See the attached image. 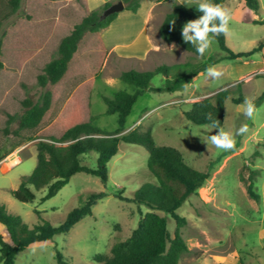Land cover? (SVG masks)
I'll list each match as a JSON object with an SVG mask.
<instances>
[{"label":"rangeland","instance_id":"rangeland-1","mask_svg":"<svg viewBox=\"0 0 264 264\" xmlns=\"http://www.w3.org/2000/svg\"><path fill=\"white\" fill-rule=\"evenodd\" d=\"M259 1L258 13L240 0L226 3V8L233 13L226 33L227 44L234 53L252 51L264 40V24H254V20H264V0ZM86 14L83 0H22L20 9L3 23L0 31L4 64L0 73V161L13 151L22 150L19 165L13 168L0 165V204L31 228L41 221L58 227L89 195L106 194L93 207V214L78 222L68 234L30 246L17 256L15 264H58L57 251L68 264H97L94 261L97 254L110 256L112 247L128 239L141 218L151 212L146 206L131 201L143 184L156 183L147 166L149 154L141 146L125 143L120 144L118 154L108 164L106 184L98 177L77 173L48 201L42 202L46 188L33 189L36 199L31 203H21L12 197L11 191L18 189L22 178L30 175L37 165V135L64 112L74 95L81 100L86 120L96 116L95 124L101 130L114 132L118 129V117L106 115L102 97L112 98L119 91L134 92L120 80L122 72L151 71L162 64L199 63L210 57H224L216 38L205 53V60L175 43L162 44L161 51L141 62L108 52L95 83L91 82L94 74L85 60L87 57H81L72 65L69 77L56 88L48 120L37 130L22 131L19 137L5 134L8 116L21 115L26 98L34 101L41 98L46 89L38 85V76L56 56L62 38ZM185 23L176 25L181 37ZM212 66L224 74L213 79L205 71L184 90L173 94L157 91L164 86L165 78L156 75L151 82L154 90L138 98L124 133L136 128L150 130L157 145L180 150L188 165L209 174L197 194L190 196L177 211L186 220L180 231L188 246L179 264H264V101L256 107L251 119L244 115V102L239 105L231 99L225 102V124L221 130L232 134L236 141L235 148L228 151L206 143L207 136L218 134V129L196 126L185 116L195 102L225 87L234 92L235 98L240 87L244 101L249 99L255 104L264 94V79L260 77L264 74V49L248 58L223 60ZM243 125H247L248 131L236 135ZM15 128L12 125L10 130ZM84 163L95 168L97 154L87 155ZM252 171L258 172L254 192L260 196L259 202L247 193L246 180ZM156 212L167 218L173 238L177 228L175 220ZM3 236L10 242L7 233Z\"/></svg>","mask_w":264,"mask_h":264},{"label":"trees","instance_id":"trees-1","mask_svg":"<svg viewBox=\"0 0 264 264\" xmlns=\"http://www.w3.org/2000/svg\"><path fill=\"white\" fill-rule=\"evenodd\" d=\"M118 1L124 3L125 10L137 13L143 0H117L93 11H88L86 8L87 14L62 38L56 56L45 65L38 76V85L45 88V92L37 101L26 98L22 102L21 115L8 116L5 134L19 137L22 131L37 130L48 120L54 104L56 88L69 77L72 65L81 57H87L84 58L90 72L94 74L91 82H96L109 52L102 31L114 22L119 13L112 14L106 19H101V16L107 8ZM241 1L253 12L260 11L259 0ZM212 2L226 8L227 0H212ZM21 3L22 0H0V31L3 23L20 9ZM197 4L183 5L174 2L171 12L160 26L159 34L165 43H175L185 51L205 60V56H198L192 45L185 43L176 31L179 22H188L203 15L202 12L197 11ZM254 24L263 25L264 20H254ZM215 38L224 53L223 58L210 57L207 61L199 63L162 64L151 71L131 69L122 72L120 80L130 86L134 92L119 91L112 98L102 97L107 107L106 115L118 117V129L114 132L101 130L95 124L96 116L86 120L81 100L74 95L64 112L37 135L39 140L36 145L37 165L30 175L22 178L18 189L11 191L12 197L21 203H31L36 199L33 189L46 188L47 192L42 202L48 201L55 197L77 173L98 177L106 184L109 180L108 164L118 154L120 144L141 146L149 154L147 166L156 183L143 184L134 193L131 201L146 206L151 212L141 218L138 227L128 239L112 247L110 256L97 254L94 261L97 264H179L182 256L188 252V246L180 231L186 220L178 215L177 211L190 196L197 194L208 180L209 174L188 165L180 150L171 146L157 145L150 130L142 131L136 128L127 133L124 131L138 98L146 91L154 90L151 88V82L156 75L165 78L164 86L157 91L173 94L184 90L192 79L204 73L212 65L223 60L248 58L264 49L263 40L252 51L234 53L227 44L226 33H221ZM2 57L3 41L0 37V73L4 69ZM260 77L264 79V74ZM233 95L234 92L225 87L212 96L195 102L185 116L196 126L209 125L211 121L218 120L221 129L225 124V102L230 99L237 105L244 102L240 87L238 97L235 98ZM263 101L264 94L256 100L255 106H260ZM12 125H16L13 131L10 130ZM92 153L97 154L95 168L84 163L85 157ZM257 175V171H252L246 180V186L249 196L259 202L260 196L254 192ZM105 197L106 194L103 192L89 195L87 201L70 211L64 223L58 227L41 221L31 228L20 216L10 214L0 204V223L5 226L10 238V242H7L0 233L1 264H15L17 256L30 246L51 241L59 234H68L78 222L91 216L93 207ZM156 211L163 212L175 220L177 228L173 238L168 230L167 218L160 216ZM37 214L40 216L39 212ZM56 261L58 264H68L60 251L56 252Z\"/></svg>","mask_w":264,"mask_h":264},{"label":"crops","instance_id":"crops-1","mask_svg":"<svg viewBox=\"0 0 264 264\" xmlns=\"http://www.w3.org/2000/svg\"><path fill=\"white\" fill-rule=\"evenodd\" d=\"M83 1L87 10L93 11L108 2L117 0ZM174 2L189 5L199 3L200 0H143L137 13L128 10L120 12L114 22L102 31V37L109 53L119 58L141 62L161 51L164 44L172 46L174 43L168 44L161 39L159 29L171 12ZM0 233L2 235L7 233L5 226L1 223Z\"/></svg>","mask_w":264,"mask_h":264},{"label":"clouds","instance_id":"clouds-1","mask_svg":"<svg viewBox=\"0 0 264 264\" xmlns=\"http://www.w3.org/2000/svg\"><path fill=\"white\" fill-rule=\"evenodd\" d=\"M196 9L202 12L203 15L186 22L182 28L181 35L183 41L192 45L198 56L203 57L211 49L215 37L221 33L228 32L229 22L233 18V13L223 5L213 3L212 0H200L196 5ZM257 18L259 19L260 17ZM206 72L213 79H217L224 74L222 71H218L215 66L207 68ZM242 107L244 108L245 116L250 119L254 117L257 109L251 100L245 99ZM209 120H211L210 116ZM206 127L219 130L218 134L208 135L206 143L210 142L217 149L224 151L235 148V137L221 130L218 120L211 121ZM247 131V125H243L237 130L236 135L244 134Z\"/></svg>","mask_w":264,"mask_h":264},{"label":"built area","instance_id":"built-area-1","mask_svg":"<svg viewBox=\"0 0 264 264\" xmlns=\"http://www.w3.org/2000/svg\"><path fill=\"white\" fill-rule=\"evenodd\" d=\"M21 151H22L21 149L13 151L12 153H10L8 156L4 157L0 161V165L5 164V165H8L9 168H13V167L19 165L22 162V159L19 156Z\"/></svg>","mask_w":264,"mask_h":264},{"label":"water","instance_id":"water-1","mask_svg":"<svg viewBox=\"0 0 264 264\" xmlns=\"http://www.w3.org/2000/svg\"><path fill=\"white\" fill-rule=\"evenodd\" d=\"M125 10V5L122 1H118L114 4H112L109 8H107L102 16H101V19H106L107 17H109L110 15L112 14H115V13H120L122 11Z\"/></svg>","mask_w":264,"mask_h":264}]
</instances>
